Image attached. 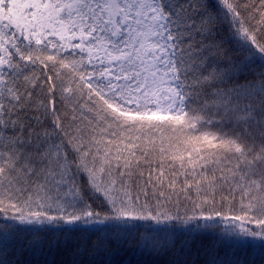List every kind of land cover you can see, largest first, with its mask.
<instances>
[{
  "label": "snow or ice",
  "instance_id": "1",
  "mask_svg": "<svg viewBox=\"0 0 264 264\" xmlns=\"http://www.w3.org/2000/svg\"><path fill=\"white\" fill-rule=\"evenodd\" d=\"M132 241L264 254V0H0V264Z\"/></svg>",
  "mask_w": 264,
  "mask_h": 264
},
{
  "label": "trees",
  "instance_id": "2",
  "mask_svg": "<svg viewBox=\"0 0 264 264\" xmlns=\"http://www.w3.org/2000/svg\"><path fill=\"white\" fill-rule=\"evenodd\" d=\"M56 39H58V37ZM48 52L51 53V48L48 49ZM61 53L67 56L69 59H71L75 55L71 52L70 47L68 48L67 52H65L64 49H61ZM41 68L42 66L40 65L36 66L37 73H40ZM89 70L91 69L89 68ZM177 135L180 134L172 133L171 130L165 133V137H173V144L175 143V136ZM159 146L160 143L159 140H157V147ZM164 146L167 147L168 144L165 143ZM195 147L197 150H199L204 146L202 144H196ZM200 154L201 156L206 155V153L203 151H201ZM183 155L185 156V158H187L188 153L183 152ZM170 158L171 157H168V159ZM149 159L153 158L149 157ZM197 159H199V157H197ZM156 163L157 160L153 159V172L158 170L156 168ZM141 171H144L145 175H147V169L142 168ZM177 236L178 242L179 240L191 239V237L185 233H178ZM215 239L216 236L214 234H205L202 236H197L195 238V241L191 244V248L186 250L190 253V258L195 259L197 250H202L204 247H207ZM136 243V241H132L130 246L125 244L119 247L118 249L108 252H101L96 255L94 259L97 261V264H105V262H108V264H170L172 260L171 254L152 255L149 254L147 251L137 248ZM224 248H229L234 251L236 257L239 259L251 260L254 262V264H264V254L261 253L259 248L249 246L247 244H235L230 241L226 242L222 246V251L224 250ZM19 259L22 264H45V261L47 262V264H70V261L72 259L71 246L67 248L61 246L59 249H53L51 252H48L47 245L45 244L43 252H23L22 254H20Z\"/></svg>",
  "mask_w": 264,
  "mask_h": 264
}]
</instances>
